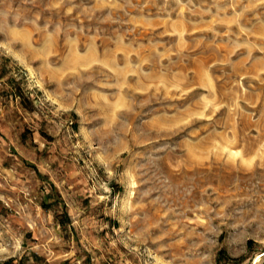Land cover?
I'll return each mask as SVG.
<instances>
[{"label": "rangeland", "instance_id": "374dc122", "mask_svg": "<svg viewBox=\"0 0 264 264\" xmlns=\"http://www.w3.org/2000/svg\"><path fill=\"white\" fill-rule=\"evenodd\" d=\"M0 264H264V0H0Z\"/></svg>", "mask_w": 264, "mask_h": 264}]
</instances>
